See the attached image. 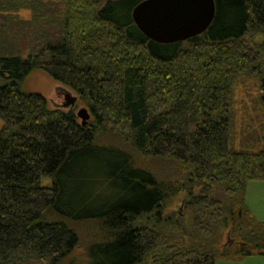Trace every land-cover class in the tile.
Returning a JSON list of instances; mask_svg holds the SVG:
<instances>
[{"label": "trees", "instance_id": "trees-1", "mask_svg": "<svg viewBox=\"0 0 264 264\" xmlns=\"http://www.w3.org/2000/svg\"><path fill=\"white\" fill-rule=\"evenodd\" d=\"M141 1L0 0V264L264 255L247 205L264 183V0H215L205 32L170 44L135 24ZM37 71L88 124L24 91Z\"/></svg>", "mask_w": 264, "mask_h": 264}, {"label": "water", "instance_id": "water-1", "mask_svg": "<svg viewBox=\"0 0 264 264\" xmlns=\"http://www.w3.org/2000/svg\"><path fill=\"white\" fill-rule=\"evenodd\" d=\"M216 15L215 0H143L132 11L138 28L151 40L170 44L196 37L205 32ZM76 96L66 95L65 107H74ZM82 124H88L90 114L78 111ZM233 239L228 236L227 243Z\"/></svg>", "mask_w": 264, "mask_h": 264}, {"label": "rangeland", "instance_id": "rangeland-1", "mask_svg": "<svg viewBox=\"0 0 264 264\" xmlns=\"http://www.w3.org/2000/svg\"><path fill=\"white\" fill-rule=\"evenodd\" d=\"M23 16L29 17L30 13L27 11H23ZM24 91L32 92V93H40L48 99L49 106L51 108H57V109L59 108L64 110L69 109V107H65L64 104L66 102V95L70 93L71 96L77 97V101L73 107L75 108L76 114L78 113L79 110L86 109L88 111V114H90L89 121L91 120V113L89 109L84 105V102L81 100L80 95L77 94L74 90H72L68 86H65L62 83L53 80L50 76L43 73L42 71H37L28 78L26 82V86L24 87ZM239 96H242V93H240ZM239 113L241 115V112H238V115ZM182 197L183 194L178 195L175 201L170 204L169 208L167 209L169 211V212L167 211L168 214L171 215V212L174 209L179 210V206H181L180 199ZM247 205H249L253 214L258 219L264 221V183L251 182L249 184L248 194H247ZM228 236L231 237L229 232H227V235H225L224 237L223 240L224 243L228 241ZM79 256H81V259H83L84 257L81 249H79L77 253V257ZM83 261L84 260H81L80 264H82ZM216 264H264V255H252V256L244 257L242 259H235V258L226 259V258L218 257V259L216 260Z\"/></svg>", "mask_w": 264, "mask_h": 264}]
</instances>
